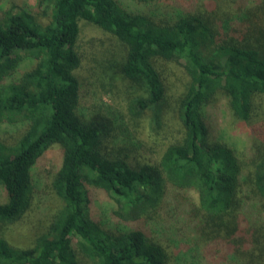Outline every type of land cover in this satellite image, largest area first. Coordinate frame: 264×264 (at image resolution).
Segmentation results:
<instances>
[{
  "label": "trees",
  "instance_id": "obj_1",
  "mask_svg": "<svg viewBox=\"0 0 264 264\" xmlns=\"http://www.w3.org/2000/svg\"><path fill=\"white\" fill-rule=\"evenodd\" d=\"M134 2L40 0L46 21L0 4V124L28 123L15 145L0 138V264H264V0ZM160 2L169 5L159 10ZM82 21L116 40L100 41L97 80L107 90L124 86L127 113L83 106ZM166 62L190 78L174 100L179 136L156 164H140L132 125L148 117L163 129ZM220 115L256 121L261 141L244 137L239 148L220 133ZM54 144L63 154L51 180L58 208L32 245L17 246L5 227L30 208L33 167ZM93 188L109 193L136 228H103ZM153 219L165 244L143 229Z\"/></svg>",
  "mask_w": 264,
  "mask_h": 264
},
{
  "label": "rangeland",
  "instance_id": "obj_2",
  "mask_svg": "<svg viewBox=\"0 0 264 264\" xmlns=\"http://www.w3.org/2000/svg\"><path fill=\"white\" fill-rule=\"evenodd\" d=\"M12 2L16 5L29 8V10L37 15L39 20L46 21L45 8L40 6V0H0V4L4 6ZM117 2L121 5L136 8L134 0H117ZM167 5H169L167 2H160L157 6L159 10H163ZM104 34L95 25L86 21L81 22L79 49L83 60L82 65L77 70V75L83 83V91L86 95L85 101L87 100V102L83 103V106L88 110L101 112L107 110L108 106H112L127 113L128 104L127 97H125L126 91L123 89L124 86L120 91L107 90L97 80V67L99 65L97 61L103 57V53L98 46L100 45V41L110 36L107 33L105 34L107 36ZM110 37L112 38V36ZM112 41L115 43L116 40L112 38ZM116 47L118 48L117 45ZM25 66H28V63ZM92 66L93 69L90 71ZM26 68L24 67L19 70L17 75L21 74ZM162 69L168 85L167 94L171 98V103L166 104V110H164L165 115L162 118L164 122L163 129L161 127L160 129L152 128L149 124L151 120L148 117L142 122L141 126L136 125L134 127L132 125L142 143V148H138L132 153V160L140 164H156L166 144L174 137L179 136L180 123L178 115L173 116L175 114L174 108H176L174 100L185 92L190 78L185 69L180 64L174 62L163 63ZM257 104L262 107L257 105L264 114V97ZM220 106L223 107L224 105ZM218 123H220V133L225 138L236 143L239 148H246V141L252 144V139L257 140V142L264 140V137L259 140V136L252 134L253 130L257 131V129L261 128L256 121L255 123L240 122L239 125V122L231 119V117L224 118L220 115ZM27 127V122H21L17 125L3 122L0 124V138L8 145H15ZM62 155L60 145L54 144L40 157L33 167L34 189L30 208L20 220L5 227L6 236L11 243L17 246H30L39 235L47 230L52 216L59 205V200L51 189V180L61 165ZM92 197V213L103 228L110 229L112 232H130L136 228V224L126 221L115 212L118 210V205L109 193L98 188H93ZM0 199H4L2 186H0ZM178 217L181 218V216ZM157 220L146 221L143 229L154 242L165 244L164 240L166 239L164 234L167 232L161 229L160 225L156 223ZM169 222L171 224L173 218H170ZM179 223L181 225L177 227H183L182 221H179Z\"/></svg>",
  "mask_w": 264,
  "mask_h": 264
}]
</instances>
